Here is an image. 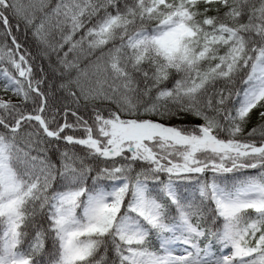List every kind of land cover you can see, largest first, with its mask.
<instances>
[{"label":"snow or ice","instance_id":"6c2138e0","mask_svg":"<svg viewBox=\"0 0 264 264\" xmlns=\"http://www.w3.org/2000/svg\"><path fill=\"white\" fill-rule=\"evenodd\" d=\"M0 264H264V0H0Z\"/></svg>","mask_w":264,"mask_h":264}]
</instances>
